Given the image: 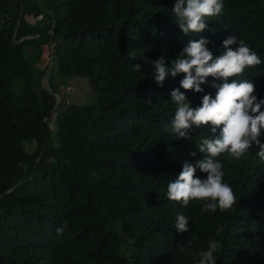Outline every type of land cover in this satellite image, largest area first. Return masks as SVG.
<instances>
[{"label":"trees","instance_id":"obj_1","mask_svg":"<svg viewBox=\"0 0 264 264\" xmlns=\"http://www.w3.org/2000/svg\"><path fill=\"white\" fill-rule=\"evenodd\" d=\"M175 2L0 0V196L9 191L0 199V264H197L211 240L218 242L217 264H264L259 148L240 159L217 157L236 196L230 210L202 212L203 201L169 200V181L185 161L204 157L197 143L220 129L193 125L189 140L177 139L171 92L184 74L169 76L163 87L152 75L153 61L163 55L171 67L189 39L204 36L219 56L223 41L236 35L261 58L236 78L252 80L264 99V0H222L208 27L188 34L172 12ZM19 18L16 40L26 38L16 43ZM51 39L53 67L88 78L92 102L62 95L55 108L57 98L41 85ZM213 80L202 92L180 91L197 107L205 94L215 98ZM196 176L207 173L197 169ZM177 213L189 218L190 231H177Z\"/></svg>","mask_w":264,"mask_h":264},{"label":"clouds","instance_id":"obj_2","mask_svg":"<svg viewBox=\"0 0 264 264\" xmlns=\"http://www.w3.org/2000/svg\"><path fill=\"white\" fill-rule=\"evenodd\" d=\"M222 9V0H176L172 12L179 27L188 34L201 33L208 27L206 18L218 16ZM209 43L202 35L199 39H189L180 54L172 60L171 67L166 65V57L163 55L152 63V75L161 87L169 76L184 74L180 87L171 92L172 101L177 106L171 127L177 139H188L189 129L193 125L199 127L210 123L213 133L220 129L218 136H208L197 143L204 157L194 163L185 161L178 177L170 180L167 185L166 196L169 200L181 202L184 206H188L192 200L203 201L202 212L230 210L236 203L235 193L224 181L223 166L217 157L228 153L240 159L255 145L259 148L256 155L264 161V143L260 140L261 135H264V99H258L254 94L255 84L252 80L236 78L246 68L261 64V58L236 35H230L223 41L225 51L219 56H214L209 50ZM135 66L141 70L139 64ZM209 76L214 78L212 86L217 89L215 98L205 94L202 104L193 107L180 88L202 92L204 89L201 85L208 83ZM230 77L235 79L229 82ZM216 80L223 82L216 83ZM191 155L195 157L196 152ZM197 169L207 173V177H197ZM66 227V224L59 227L57 234L62 235ZM175 228L181 233L190 231L189 218L183 213H177ZM191 244L190 239L187 246L191 247ZM180 248L183 250L184 245L181 244ZM217 250L218 242L209 241L207 250L197 254V264H217Z\"/></svg>","mask_w":264,"mask_h":264},{"label":"rangeland","instance_id":"obj_3","mask_svg":"<svg viewBox=\"0 0 264 264\" xmlns=\"http://www.w3.org/2000/svg\"><path fill=\"white\" fill-rule=\"evenodd\" d=\"M45 49L44 58L40 63L41 67L44 66L49 52L48 46ZM48 83L52 88L58 89L70 103L83 104L94 100V93L88 78L63 76L59 73L57 66L52 68Z\"/></svg>","mask_w":264,"mask_h":264},{"label":"water","instance_id":"obj_4","mask_svg":"<svg viewBox=\"0 0 264 264\" xmlns=\"http://www.w3.org/2000/svg\"><path fill=\"white\" fill-rule=\"evenodd\" d=\"M20 22H21V19L19 18L18 21H17V25H16V28H15V31L13 33V41H15L16 43H20L22 42L26 37H21L20 39L16 40V36H17V33H18V30H19V26H20ZM54 32L52 31V34ZM39 35H34V36H28V37H38ZM50 49H51V57H50V61H49V65H48V68L45 72V74L42 76V79H41V85L42 87L48 91L50 94L54 95L56 98H57V102H56V105H55V108H57L60 103L62 102V94L58 93V92H55L50 86H49V83H48V79H49V76L51 74V71H52V68H53V65H54V54H55V44L53 42V39L50 40ZM53 113V118L55 117L56 113H55V110L52 111ZM50 124H52V121L50 122ZM53 128H56V125H53ZM42 155H40V157L38 158V161L40 160ZM16 186H13L11 189H14ZM9 191L5 192L4 194H2L0 196V199L6 194L8 193Z\"/></svg>","mask_w":264,"mask_h":264}]
</instances>
